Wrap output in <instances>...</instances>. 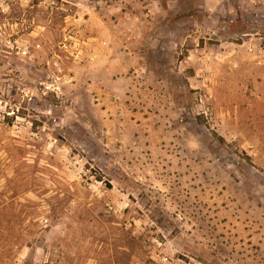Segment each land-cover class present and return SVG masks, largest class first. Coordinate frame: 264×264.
<instances>
[{
  "label": "rangeland",
  "instance_id": "rangeland-1",
  "mask_svg": "<svg viewBox=\"0 0 264 264\" xmlns=\"http://www.w3.org/2000/svg\"><path fill=\"white\" fill-rule=\"evenodd\" d=\"M0 264H264V0H0Z\"/></svg>",
  "mask_w": 264,
  "mask_h": 264
}]
</instances>
